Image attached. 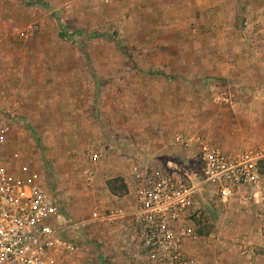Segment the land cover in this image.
Here are the masks:
<instances>
[{
    "label": "rangeland",
    "instance_id": "rangeland-1",
    "mask_svg": "<svg viewBox=\"0 0 264 264\" xmlns=\"http://www.w3.org/2000/svg\"><path fill=\"white\" fill-rule=\"evenodd\" d=\"M0 122L3 157L21 151L58 199L65 264H153L121 216L134 166L264 152V0H0ZM259 172L227 202L204 194L198 264H264Z\"/></svg>",
    "mask_w": 264,
    "mask_h": 264
},
{
    "label": "built area",
    "instance_id": "built-area-1",
    "mask_svg": "<svg viewBox=\"0 0 264 264\" xmlns=\"http://www.w3.org/2000/svg\"><path fill=\"white\" fill-rule=\"evenodd\" d=\"M7 130L0 122V264H65L78 247L65 236L70 228L58 199L29 176L21 151H12L8 161L3 157ZM177 143L190 146L180 138ZM98 159L95 155L92 161ZM263 159L264 152L233 158L205 146L193 159L191 175L173 164H136L132 174L136 204L121 215L130 219L131 237L153 264H198L184 244L198 239L196 221L203 214L204 194L227 202L240 190L258 186ZM92 217L113 218L97 212Z\"/></svg>",
    "mask_w": 264,
    "mask_h": 264
}]
</instances>
